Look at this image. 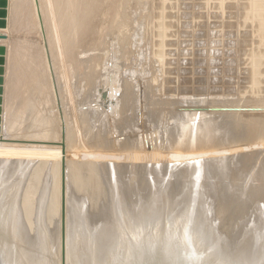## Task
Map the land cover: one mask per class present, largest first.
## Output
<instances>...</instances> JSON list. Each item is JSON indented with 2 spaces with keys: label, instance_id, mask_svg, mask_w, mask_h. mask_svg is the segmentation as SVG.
I'll return each mask as SVG.
<instances>
[{
  "label": "rangeland",
  "instance_id": "374dc122",
  "mask_svg": "<svg viewBox=\"0 0 264 264\" xmlns=\"http://www.w3.org/2000/svg\"><path fill=\"white\" fill-rule=\"evenodd\" d=\"M0 34L5 35V38L0 40V46L4 49V53L2 54L4 58V63L2 64L4 71L2 74L3 82L1 93L0 148L1 151L6 150L4 151L6 153L8 148H21L22 146L24 149L22 151L29 154H24L22 151H19L21 155L19 152L16 153L19 158L14 155L16 158L10 159L8 161L9 163L3 166V169L4 173L11 175L17 166L23 164L21 162H25V165L29 166L28 170L23 173L22 179L20 178V187L17 193L18 203L13 206V209L15 208L14 210H18L19 207V209L22 208L21 210H24V216L25 213L28 214L29 210L32 211L31 213L29 211L28 217L26 216V219H23L24 221L33 220L34 222L31 221L32 223H29L27 221L29 224H24L26 229L25 227L23 228L25 232H22L24 231L23 229L21 230V242L19 243V247L30 249L31 254L29 252V255L34 264L38 262L40 264L42 260L43 264H53V261L56 262L54 264L64 263L63 248H67V220H65L67 207L65 208V206L71 198L73 202L75 199L80 198V196L86 199L88 203L86 208L88 211L93 205H91V203L94 202L95 205L93 206L96 208V205H99V202L102 200V204H105L102 206L99 205L101 209L99 212H97L99 210L98 207V209L95 210L93 209L94 207L91 208L94 217L95 212L96 216H100L103 212L106 213L105 210L107 212L113 210L111 207H114V203L112 205L111 202H113V199L111 198H115L114 202L115 200H122L125 208L127 207L128 209H126L133 213V208H130L131 201L134 203V200L138 201L136 197H139V200L143 203L142 206L146 207L144 214L154 212L157 215H153L156 217V220L161 218L163 221H165L166 218L174 219L180 210L177 208L179 206L171 204L175 203V201L181 202L185 199V196L189 194H187V185L192 181L190 177V162L185 158L189 153L188 149H190V146H188V143L192 132H199L198 134L196 133V141L199 143H197L198 146L201 147V149H199L200 153H202L203 146L205 148V143L203 142H206V144L209 142L206 149L208 148V150L212 152H208L207 150V154H212L214 152L213 155L216 153L222 154L221 149L219 151V146L225 144L224 146L222 145V148L224 147L223 151L226 150L223 153H226V156L229 158L226 157L227 159L224 161L225 156H223V158L222 155H220V159H223L222 162L218 157L216 159V156L211 155V157L216 161H221L220 163L224 165L223 169L225 168L227 171L232 167L234 170L233 172H235L237 168H240L239 166H241L240 170H244H242L243 172H240V170L238 171L239 178L232 172L233 176H236L235 179L239 180V184H235L236 180L234 179L235 182L232 180L234 177L232 176L233 178H230L231 170L228 172L225 169L222 170V165L220 163L218 164L219 161H212L214 159L205 154L206 152L203 150L204 153H202V156L205 155V157L202 159V163L205 167V171H208L210 168L212 169L213 167L211 166L217 167L214 163H217L220 165L219 167H221L220 175L218 174L219 176L215 175L219 167H217L218 169L216 168V170H214L215 168L212 169L215 176L212 175V170H209V173L207 172L208 184H210L211 188L207 196H205L206 199H209L207 201L211 204L212 214H216V217L214 216L215 219H212L213 222L216 221L215 225L217 226L215 227L219 234V241H222L220 242V246L223 245L221 247H224L226 243L225 247H228L229 245L227 243L231 242L228 248L235 247L238 242L241 243L242 238H244V233L254 227L255 230L253 229V231L261 230L258 232V234H260L258 237L261 238V240L262 238L264 239V183L262 181L264 180V178H262V176L264 177V172L262 173L264 165L261 164V162L264 164V0H0ZM9 59L11 60L9 61ZM36 60H38V63ZM10 62H12V64ZM30 71L32 72L30 73ZM18 72L19 74H17ZM113 83L114 88H111L113 87ZM27 84L28 86L26 87ZM40 84L44 86L42 85V87ZM13 88L15 89L13 90ZM35 88L39 90H35ZM104 91L107 93L105 99L102 98V93ZM112 100L115 101L117 107L114 106L115 103ZM24 103L26 105H23ZM41 104L42 106L44 105L43 108ZM26 107H30L29 109L31 110ZM15 110L16 112H14ZM18 112L19 114L21 113V115H19ZM45 113L46 116H43ZM29 114L33 117L35 115L36 117L31 118ZM82 114L83 117H85L84 119L82 118ZM6 115L10 119L8 117L6 118ZM23 116L24 118L26 117V120ZM43 117H46L44 119L45 123L44 120L41 121ZM18 118L20 119L16 120ZM36 118L44 123L45 134L44 129H41L43 123H40L41 126H36L35 124V127L37 129L40 128L44 135L41 134L40 129H38V131L40 130L38 132L35 127L33 128L34 123H39L38 120L36 122ZM5 119H9L15 124V126L12 123L10 124V126L12 125L11 130L8 128L10 127L9 124H7L8 127H5L7 125L4 124L10 123L9 121L7 122V120L5 121ZM30 120L34 123H31ZM208 121L209 125H207ZM46 123L49 124L50 127ZM45 124L48 126V130ZM205 124L208 127L210 126L209 128L211 129L203 127L206 126ZM245 125L246 128L244 129ZM207 128L209 129V133L204 132V130L208 131ZM227 131L233 135L227 133ZM225 132L227 134H225ZM241 132H243L244 135ZM175 133L177 136H175ZM166 135H171V138L174 136L176 142L173 141L174 137L171 140V138ZM221 135H224L223 138L221 137L222 139L219 137ZM225 135L228 137V144L225 143L226 141H223ZM213 137H218L220 140ZM254 137H256L255 140ZM166 139L171 140V143L169 142L171 144H169L170 146L167 145ZM218 141L222 142L219 143ZM232 141L234 143L231 144ZM201 143L203 144L201 145ZM13 144L15 146L13 148L12 146L10 147V145ZM210 145H212V148H209ZM225 146L227 148H225ZM235 146L237 150H234ZM241 147H245L248 151L251 150L248 152L243 148V150L246 151L243 152ZM186 148L188 149L186 150ZM228 149L229 151L227 152ZM257 149H260V151ZM18 150L17 148V151ZM178 151L181 155L180 157L183 158L181 159L179 157L181 159L180 161L176 159V157H178L176 156ZM30 152L32 154H30ZM119 152H121L120 154L122 156H120V154L118 156ZM184 152L185 155H183ZM240 152H242L243 156ZM3 153L1 154L5 156L8 152L6 154ZM154 154L157 156L155 157ZM248 157L254 161L249 160ZM27 158L28 160L32 158V160L27 161ZM57 158L61 162L60 165ZM87 158L88 160L86 161L85 159ZM205 158H208V161L210 159V163L212 162L209 169L207 168L209 167L207 165L208 162L206 163V160H204ZM232 159H234V161ZM67 160H73L74 167L71 166L72 163L70 164V161L67 162ZM250 161L253 165L250 164ZM28 162H30L29 165L27 164ZM164 162L167 163L169 167ZM254 162L256 163L254 164ZM79 163L82 164H80L82 167ZM85 164H87V167ZM247 164L249 167L252 166L250 167L252 169L248 171L252 170L253 172L251 171L249 173L246 170L248 167L244 165ZM260 164L261 167L259 169L258 167ZM58 166L59 168H57ZM254 167L256 169L258 168V170ZM259 170H261V173ZM67 171H69V173ZM221 173L225 178H223L224 176ZM42 175L46 176L45 179L44 177L41 179L43 183L39 179ZM210 175H212V178ZM96 176L97 178L95 179ZM30 177H32V180ZM217 177L220 178V180L223 179V182ZM91 180L92 183L90 182ZM245 180L246 186L244 185ZM39 181L43 188L38 187V185H40ZM163 181L167 183L166 197L170 202H166L168 206L157 205L154 211H149L154 208L151 204L157 203L156 200L159 198V189L157 185L159 187ZM73 182L76 183V185ZM80 182H83V184ZM95 182L98 183L96 184ZM115 182L118 188L113 184ZM231 182L235 185H232ZM37 183L38 185H36ZM44 183L46 185L45 187L43 185ZM178 183L179 185L177 187L176 185ZM261 183H263V188L260 190ZM73 184L74 187L72 186ZM142 184H147V186L145 185L143 188ZM55 185H59L58 187L60 188L56 189ZM71 186L72 189L70 188ZM236 186L237 191L239 190L241 193L236 192ZM85 187L88 190H86ZM256 187L262 192H260L261 197L258 194L259 190L254 189ZM77 188H80L81 192ZM138 188L142 189L140 190ZM178 188L179 190H177ZM232 188H235L234 192L236 193L233 192ZM248 188L250 191L253 189L251 191L252 193L247 191L249 190ZM118 189L121 192L118 191ZM168 190L170 193H168ZM254 190H258V192L256 191L257 193L254 192V194ZM86 191H89L88 194L91 195V198ZM98 191L103 192L100 193ZM139 191L141 192L139 193ZM142 191L146 195H144ZM230 191H232V193ZM26 192H28L27 195ZM227 192L229 193L227 194ZM124 193H126V195ZM237 193L239 194L238 196L236 195V198L234 196ZM55 194H60L58 196L59 199L55 198L57 197ZM225 194L227 197H224ZM248 194L253 199L250 198ZM256 195L260 197V202L258 197L255 200L254 197H256ZM116 196L118 198H116ZM191 196L190 190V205L192 202ZM53 197L55 200L61 201L53 202L54 200H51ZM47 198L48 202H46L47 204L45 203L46 205H43V210H46L44 212L49 210L54 214L53 216L51 212H49V215L45 213L50 217L49 219L51 221H56L58 215L61 214L60 227L58 224H55L58 221L54 222L55 225L53 224L52 226L49 222L53 223V221L51 222L48 219V224L47 220L43 221L44 218L47 219V216L43 217L42 221H37L40 219V217H38L40 214L37 213L40 209L38 205L41 206L40 204H43V200ZM92 198L96 200L102 199L92 201ZM203 198H199V201L202 202ZM225 198H229L228 201H230V203L225 202ZM25 199L29 202V205L32 206L29 208L30 206L27 205L29 208V210L27 208V211L25 210L26 203L28 204V202H26ZM236 199L242 200L241 203ZM252 200L256 201V203L259 202L257 206H254L256 209H254L255 211L252 209L253 205L251 204L254 202ZM231 201L237 205L233 204ZM249 201L250 203H248ZM128 202V205L125 204ZM222 204L225 205V207ZM245 204L249 207L247 208ZM73 205L74 204H72L71 209L74 208L75 214L71 213V219L72 217L73 219L76 217L79 212H77V210L82 206V204L80 206L78 205L77 208L73 207ZM129 205L130 207H128ZM214 205H216L214 207L215 209L213 208ZM75 206H77V204H75ZM236 206L239 207V209L240 207L242 208L240 212ZM157 207L158 209L156 210ZM226 207H228L229 210L225 209ZM245 210L248 212L250 210L253 211L248 213ZM243 211L245 212L243 214V216L245 215L244 217L241 214ZM92 214L90 213V215ZM219 215L221 218H219ZM148 217L150 216H146V218ZM260 217H262V219H260ZM230 220L233 221V223ZM239 220H242L241 224ZM257 220H259V224L256 223ZM41 222L43 225L47 224L46 226L48 227H46V229H50V231L49 229L47 230V241L44 243H40V240H42L39 234V225ZM217 223H219V225ZM227 223H230V228ZM250 223L251 225L248 226ZM236 224L240 226L237 227ZM56 225L57 229L55 228ZM115 225L116 223H114V226ZM28 226H30V228ZM218 226L220 228H218ZM250 226L253 228H250ZM52 227L53 230H51ZM233 227H235V230ZM58 228H61L60 231ZM226 228H229V230ZM231 234L232 238L230 239L229 236H231ZM74 235L75 234H73L72 237H74ZM233 237L236 239L239 238L237 242ZM75 238L76 237L72 239L75 241ZM31 244L34 247L32 251L30 247ZM45 246L50 249L53 256L56 254L54 256L55 258L51 256L44 259L43 256L46 248L43 247ZM19 250H17L19 255L18 258H21ZM58 255L61 256L62 259L60 263L57 260L59 259ZM41 258L43 259L41 260ZM71 260L72 259L69 258L67 261L65 257V264H69L68 262Z\"/></svg>",
  "mask_w": 264,
  "mask_h": 264
},
{
  "label": "bare ground",
  "instance_id": "6f19581e",
  "mask_svg": "<svg viewBox=\"0 0 264 264\" xmlns=\"http://www.w3.org/2000/svg\"><path fill=\"white\" fill-rule=\"evenodd\" d=\"M20 1V0H19ZM16 3V2H15ZM18 3V2H17ZM11 54V53H10ZM36 58V57H35ZM12 59L14 60V58L12 57ZM11 59H9V61H10ZM12 60V61H13ZM38 60H36V62H37ZM11 64H12V62H10ZM38 63V62H37ZM74 63V62H73ZM20 64V63H19ZM29 64V63H28ZM34 64V63H33ZM32 64V65H33ZM36 64V63H35ZM41 64V63H40ZM46 64V63H45ZM75 64V63H74ZM18 65V64H17ZM31 65V64H30ZM42 65V64H41ZM72 65V64H71ZM22 66V65H21ZM37 66V65H36ZM20 67V66H19ZM33 67H35V66H33ZM76 67V66H75ZM32 68V67H31ZM30 68V69H31ZM20 69V68H19ZM34 69H37V68H34ZM70 69H71V67H70ZM77 69V68H76ZM18 70V69H17ZM38 70V69H37ZM41 70V69H40ZM16 71V70H15ZM25 71V70H24ZM33 71H35V70H33ZM26 72V71H25ZM32 71H30V73H31ZM14 73V72H13ZM41 73H43V72H41ZM46 73V72H45ZM17 74H19V72L17 73ZM26 74V73H25ZM35 74V73H34ZM23 75V74H22ZM21 75V76H22ZM31 75V74H30ZM44 75V74H43ZM42 76V75H41ZM47 76V75H46ZM37 77V76H36ZM46 78V77H45ZM63 78V77H62ZM118 78H119V76H118ZM40 79V78H39ZM32 80V79H31ZM38 80V79H37ZM36 80V81H37ZM44 80H46V79H44ZM116 80V79H115ZM115 80H114V83H115ZM35 81V82H36ZM27 82V81H26ZM44 82V81H43ZM113 82V81H112ZM17 83V82H16ZM15 83V84H16ZM29 83V82H28ZM37 83V82H36ZM35 83V84H36ZM42 83V82H41ZM114 83H113V87H111V88H114ZM21 84V83H20ZM26 84V83H25ZM34 84V83H33ZM38 84V83H37ZM36 84V85H37ZM44 84V83H43ZM43 84H40L41 86L43 85ZM116 84V83H115ZM125 84V83H124ZM30 85H31V83H30ZM47 85V84H46ZM45 85V86H46ZM20 86V85H19ZM28 86V84L26 85V87ZM34 86V85H33ZM44 86V85H43ZM42 86V87H43ZM110 86V85H109ZM112 86V85H111ZM19 88V87H18ZM46 88V87H45ZM49 88V87H48ZM15 88H13V90H14ZM32 89V88H31ZM37 88H35V90H36ZM110 89V88H109ZM37 90H39V89H37ZM49 90V89H48ZM45 91V90H44ZM51 91V90H50ZM118 91V90H117ZM13 92V91H12ZM15 92V91H14ZM17 92V91H16ZM34 92V91H33ZM37 92V91H36ZM39 92V91H38ZM24 93V92H23ZM119 93V92H118ZM117 93V94H118ZM31 94V93H30ZM43 94V93H42ZM48 94V93H47ZM126 94V93H125ZM15 95V94H14ZM115 95V94H114ZM124 95V94H123ZM21 96V95H20ZM24 96V95H23ZM32 96V95H31ZM49 96H50V94H49ZM125 96V95H124ZM124 96H122V97H124ZM130 96V95H129ZM25 97V96H24ZM37 97V96H36ZM113 97V96H112ZM50 98H52V97H50ZM27 99V98H26ZM48 99V98H47ZM132 99V98H131ZM13 100V99H12ZM21 100V99H20ZM46 100V99H45ZM87 100H89V99H87ZM127 100V99H126ZM125 100V101H126ZM18 101V100H17ZM28 101H29V99H28ZM27 101V102H28ZM31 101V100H30ZM33 101H35V100H33ZM43 101V100H42ZM48 101H49V99H48ZM50 101H52V100H50ZM86 101V100H85ZM90 101H91V97H90ZM113 101V100H112ZM111 101V102H112ZM129 101V100H128ZM25 102V101H24ZM26 102V103H27ZM88 102V101H87ZM114 103H115V101H113ZM113 102H112V104H113ZM44 103H45V101H44ZM90 103V102H89ZM226 103V102H225ZM15 104V103H14ZM13 104V105H14ZM43 104V103H42ZM42 104H41V106H42ZM46 104V103H45ZM22 105V104H21ZM23 105H26L25 103L23 104ZM32 105V104H31ZM114 105V104H113ZM14 106H16V105H14ZM49 106H50V104H49ZM114 106H116V103H115V105ZM126 106V105H125ZM44 107V105L42 106V108ZM117 107V106H116ZM115 107V108H116ZM9 108V107H8ZM12 108V107H11ZM21 108V107H20ZM27 108V107H26ZM30 108V107H29ZM29 108H27V109H29ZM36 108V107H35ZM37 108H40V107H37ZM41 108V109H42ZM10 109V108H9ZM22 109V108H21ZM26 109V110H27ZM18 110V109H17ZM29 110H31V109H29ZM28 110V111H29ZM10 111H12V110H10ZM19 111V110H18ZM33 111H34V109H33ZM42 111V110H41ZM44 111V110H43ZM85 111V110H84ZM14 112H16V110L14 111ZM27 112V111H26ZM37 112V111H36ZM40 112V111H39ZM38 112V113H39ZM236 112V111H235ZM8 113H9V111H8ZM29 113V112H28ZM31 113H32V111H31ZM30 113V114H31ZM84 113V112H83ZM231 113V112H230ZM18 114H19V112H18ZM29 114V115H30ZM42 114V113H41ZM40 114V115H41ZM16 115V114H15ZM19 115H21V113L19 114ZM24 115V114H23ZM38 115V114H37ZM49 115V114H48ZM85 115V114H84ZM231 115V114H230ZM14 116V115H13ZM31 116V118H34V117H36L35 115H34V117L32 116V115H30ZM43 116H46V113H45V115H43ZM8 116L6 115V118H7ZM17 117V116H16ZM20 117V116H19ZM38 117H39V115H38ZM42 117V116H41ZM9 118V117H8ZM23 118H24V116H23ZM26 118V117H25ZM24 118V119H25ZM28 118V117H27ZM46 118V117H45ZM44 117L41 119V118H39V119H41V121L42 120H44L45 119ZM82 118L84 119L85 117H83V114H82ZM10 119V118H9ZM9 119H5V121L7 120V122L9 121L10 123H6L5 121V123L6 124H4V125H7V124H9V126H10V124L12 123ZM20 118H18V119H16V120H19ZM13 120V119H12ZM26 120V119H25ZM34 120V119H33ZM37 118H36V122H37ZM47 120V119H46ZM31 121V120H30ZM39 121V120H38ZM41 121H39V123L37 124V123H34L33 121H31V123H34L33 125V128L35 127V124H36V126L37 125H40V123L42 124L43 122H41ZM17 122V121H16ZM15 122V123H16ZM47 122V121H46ZM30 123V124H31ZM44 123H45V120H44ZM44 123L42 124V128L41 129H44V134L46 133L45 132V128H44ZM13 124V123H12ZM25 124V123H24ZM29 124V123H28ZM47 124V123H46ZM45 124V125H46ZM207 124V123H206ZM205 124V125H206ZM14 126H15V124H13ZM20 125H21V127H22V124L20 123ZM20 125H19V127H20ZM32 125V124H31ZM48 126H49V124H47ZM45 126L46 127V129L48 128V126ZM207 125H209V121H208V124ZM203 126V127H208V126ZM258 125V124H257ZM13 126V127H14ZM26 126V125H25ZM24 126V127H25ZM5 127H8V125L7 126H5ZM11 127H12V125L10 126V127H8V128H10L9 130H11ZM50 127V126H49ZM210 127V126H209ZM208 127V128H209ZM259 127V126H258ZM257 127V128H258ZM26 128V127H25ZM207 128V129H208ZM242 128V127H241ZM246 128V125H245V127H244V129ZM16 129V128H15ZM24 129V128H23ZM31 129V128H30ZM35 129H37L36 127H35ZM34 129V130H35ZM38 129H40V128H38ZM38 129L36 130V131H38ZM40 129V130H41ZM209 129H211V128H209ZM209 129H208V131L207 130H204V132H207V133H209ZM240 129V128H239ZM39 130V131H40ZM48 130V129H47ZM46 130V131H47ZM200 130H202V129H200ZM199 130V131H200ZM241 130V129H240ZM23 131V130H22ZM32 131H33V129H32ZM38 131V132H39ZM235 131V130H234ZM239 131V130H238ZM257 131V130H256ZM256 131H254V132H256ZM20 132V131H19ZM25 132V131H24ZM28 132V131H27ZM42 130H41V134H42ZM211 132V131H210ZM232 132V131H231ZM252 132V131H251ZM253 132V133H254ZM262 132V131H261ZM264 132V131H263ZM135 133V132H134ZM177 133V132H176ZM175 133V136H177V134ZM197 133V132H196ZM196 133L195 132H192L191 134H190V140H189V145L188 146H190V149H188V148H186V150L188 149L189 151V153H188V156L187 157H185V158H187V160H189V162H190V168H191V172H190V177H191V179H192V181H190V183H189V185H187V189H188V191H187V194L188 195H186L185 196V199H183L181 202L179 201H175V203H172L171 205H175V206H179V207H177L179 210V212H178V214H176V217L173 219L172 217V219H170V218H166V220L165 221H163V220H161V219H159V220H156V217L155 216H153V215H156V213H154V212H151L150 214H147V213H145L144 214V212L146 211V207H143L142 205H143V203L139 200V197L137 198L136 197V199H138V201L137 200H134L133 198V200H134V203H133V201H131V207H130V205L128 206V207H130L131 209L133 208V213H131V212H129L126 208H125V206H124V204H123V201L122 200H115V202H114V199L115 198H111V199H113V202H111L112 203V205H113V203H114V207H111L113 210H110V212L108 211H106L105 210V212L106 213H104L103 211V214L102 215H100V216H96V212L94 211L95 209H98L99 208V210L97 211V212H99L101 209H100V206H102L103 204H105V203H103L102 204V198H100V199H97V200H101V202H99V205H96L97 207L95 208L93 205H95V203L93 202V203H91V205H92V207H94L93 209V211L95 212L94 214H95V216L93 217V214H92V207L89 209V211H90V213L92 214V215H90V213H89V211H88V209L86 208V206L88 205V203L86 202V199H84L83 197H81L80 196V198H78L79 197V195H78V199H75V198H73V199H75V201L73 202V201H71L72 200V198L71 199H69L68 200V202H67V205L65 206V208L67 207V210H66V213H67V215H66V219L65 220H67V224H66V238H67V248H66V260L68 261L69 260V258H71L72 260L70 261V262H68L69 264H264V239L262 238V240H261V238H259L258 237V235H260V234H258V232L259 231H261V230H257V231H253V229L255 228H253V227H251L250 226V228H253V229H249V231H246V233H244V238H242V241H241V243L240 242H238L236 245H235V247H231V248H228L229 246H230V243L231 242H229V241H227V242H229V243H227L229 246L228 247H225L226 246V243H225V248L224 247H221V246H223V245H221L220 246V242H222V241H219V234L217 233V230H216V227L215 226H217V225H215V222L216 221H214L213 222V219H215L214 218V216L216 215V214H212V212H211V204L209 203V201H207V200H209V199H206V197L205 196H207V193L210 191V188H211V186H210V184H208V175H207V172L210 170H212L213 168H215L214 170H216V168L217 167H219L220 165H218L221 161L223 162V159H220V155H222V157L223 156H225V158H224V161H225V159H227L226 157H228V156H226V153L224 154L223 152H225V151H223V148H222V145L223 144H221V146H219V151H220V149H221V151H222V154L220 153H216V154H219V155H216V154H214L213 155V153L211 154V153H208L207 154V150H208V148L206 149V147H207V145L209 144V142H208V144H206V142H203V143H205L204 145H205V148H204V146H203V148H202V153H204V152H206L205 154H207L208 156H210L211 157V155H213V156H216V159H217V157L219 158V160H221V161H219V160H217V161H219L218 162V164L217 163H214V164H216L217 165V167L216 166H211V167H213L212 169L210 168V165H212V162L210 163V159H209V161H208V158H205L204 160H206V163L208 162V163H210V164H208L207 163V165L209 166V167H207L209 170L208 171H205V167H204V165H203V163H202V159L205 157V155L204 156H202V153H200V151H199V149H201V147L200 146H198V142L196 141ZM199 133V132H198ZM197 133V134H198ZM227 133H229L228 131H227ZM226 132H225V134H227ZM234 133V132H233ZM242 134H243V132H241ZM249 133V132H248ZM252 133V134H253ZM44 134H42V135H44ZM229 134H231V135H233L232 133H229ZM228 134V136L231 138V136ZM236 134H237V132H236ZM262 134V133H261ZM238 135V134H237ZM244 135V134H243ZM263 135V134H262ZM167 137L169 136V135H166ZM171 136V135H170ZM169 136V137H170ZM223 136L224 135H221V136H219L220 138L222 137L223 138ZM236 136V135H235ZM253 136V135H252ZM135 137V136H134ZM164 137H165V135H164ZM174 137V136H173ZM172 137V138H173ZM257 137V136H256ZM256 137H254V140H255V138ZM69 138H71V137H69ZM131 138V137H130ZM166 138V137H165ZM171 138V137H170ZM172 138H171V140H172ZM213 138H218V137H213ZM220 138H218L219 140H220ZM221 138V139H222ZM227 135H225V137H224V139H223V141L226 143V144H228L227 143ZM229 138V139H230ZM234 138V137H233ZM237 138V137H236ZM240 138V137H239ZM262 138V137H261ZM162 139V138H161ZM168 139V138H167ZM166 139V140H167ZM238 139V138H237ZM241 139V138H240ZM132 140V139H131ZM130 140V141H131ZM171 140L169 139V140H167V145L168 146H170L171 144ZM176 139H175V137H174V140L173 141H175ZM234 140H235V138H234ZM134 141V140H133ZM153 141V140H152ZM231 141V140H230ZM242 141V140H241ZM69 142H70V139H69ZM170 142V143H169ZM176 142V141H175ZM219 143H221L220 141H218ZM223 142V143H224ZM228 142H229V140H228ZM236 142H237V140H236ZM259 142V141H258ZM198 143V144H197ZM203 143H201V145L203 144ZM232 143H234L233 141L231 142V144ZM238 143V142H237ZM237 143H236V145H237ZM242 143V142H241ZM253 143V142H252ZM170 144V145H169ZM211 144V143H210ZM72 145V144H71ZM161 145V144H160ZM182 145H183V143H182ZM213 145V144H212ZM212 145H210V147L209 148H212ZM225 145V144H224ZM223 145V146H224ZM234 145V144H233ZM242 145V144H241ZM248 145V144H247ZM252 145V144H251ZM12 146V148L15 146L14 144L13 145H10V147ZM18 146V145H17ZM167 146V147H168ZM197 146H198V148H197ZM227 146V145H226ZM225 146V148H227ZM249 146V145H248ZM166 147V146H165ZM164 147V148H165ZM180 147V146H179ZM178 147V148H179ZM200 147V148H199ZM229 147V146H228ZM231 147V146H230ZM234 147V146H233ZM250 147V146H249ZM255 147V146H254ZM253 147V148H254ZM15 148V147H14ZM11 149V148H8L7 150V154L4 152V151H6V150H2L6 155L5 156H3L1 153H3L2 151H1V148H0V251H1V253H2V255H3V257H4V259H5V263L4 264H16V261H17V264H34L33 262H32V260H31V258H30V255H29V252H30V249L28 248V249H23L22 247H19V243L21 242V239H20V233H22V232H25V229H26V227H25V225L24 224H29L31 221H33V220H30V221H28V220H26V221H24L23 219H26V216L28 217V214H29V208H31L32 206L31 205H29V202L28 201H26V195L28 194V192H26V195H25V201L26 202H28V204L26 203V210L25 211H27V208H28V206H30L29 208H28V214L27 213H25V216L23 215L24 214V210H21V209H19L18 208V210H14L13 209V206H15V204L16 203H18V200H17V193H18V190H19V187H20V178L22 177V175H23V173L26 171V170H28V167L29 166H27V165H25V162H21V163H23V164H20V166H17V168L14 170V172H12V174L11 175H8V174H6V173H4V165L6 164V163H9L8 161L10 160V159H14V157L16 156L17 157V155L18 154H16V153H18L19 151H22V150H24L23 149V147L21 146V148H19V147H17L19 150L17 151V148H15V149ZM71 148V147H70ZM237 147L235 146V149L234 150H237L236 149ZM244 148V150H246V148L245 147H243ZM243 148L241 147V150H243ZM261 148V147H260ZM72 149V148H71ZM83 149V148H82ZM29 150V149H28ZM122 150V149H121ZM166 150V149H165ZM168 150H169V148H168ZM168 150H166V151H168ZM179 150V149H178ZM203 150H205L204 152H203ZM231 150H233V149H231ZM230 150V151H231ZM233 150V151H234ZM243 150V152H246V151H248V150H246V151H244ZM251 150V149H250ZM249 150V151H250ZM255 150H256V148H255ZM258 150V149H257ZM264 150V149H263ZM17 151V152H16ZM72 151V150H71ZM83 151V150H82ZM120 151V150H119ZM123 151V150H122ZM121 151V152H122ZM229 151V149L227 150V152ZM248 151V152H249ZM252 151H254V150H252ZM251 151V152H252ZM258 151H260V149L258 150ZM23 153H24V151H22ZM29 152V151H28ZM121 152H119L118 153V156H119V154L121 153ZM208 152H212V151H209L208 150ZM232 152V151H231ZM238 152V151H237ZM3 153V154H4ZM20 153V155H21V152H19ZM26 154H28L27 152H25ZM24 153V154H25ZM79 153H80V151H79ZM183 153V152H182ZM241 154H242V152H240ZM258 153H260V152H258ZM30 154H32L31 152H30ZM81 154V153H80ZM93 154V153H92ZM210 154V155H209ZM224 154V155H223ZM241 154H240V156H241ZM247 154V153H246ZM249 154V153H248ZM15 155V156H14ZM29 155V154H28ZM95 155V154H94ZM155 155V154H154ZM183 155H185V152H184V154ZM229 156H231L230 154H228ZM256 155V154H255ZM254 155V156H255ZM22 156H24V155H22ZM82 156V155H81ZM120 156H122L121 154H120ZM157 155H155V157H156ZM176 156H178V157H176V159H178L179 161L181 160V159H183L182 157H180L181 155L179 154V151H178V153H177V155ZM207 156V157H208ZM237 156H239V155H237ZM242 156H243V154H242ZM241 156V157H242ZM251 156V155H250ZM260 156V155H259ZM15 157V158H16ZM28 157V156H27ZM33 157V156H32ZM77 157V156H76ZM181 159H180V158ZM221 157V158H222ZM232 157H233V155H232ZM256 157V156H255ZM17 158H19V157H17ZM23 158V157H22ZM34 158V157H33ZM68 158V157H67ZM119 158V157H118ZM122 158V157H121ZM211 158H213V157H211ZM229 158V157H228ZM234 158V157H233ZM237 158V157H236ZM249 158V157H248ZM248 158H246V159H248ZM258 158V157H257ZM25 159H26V155H25ZM52 159V158H51ZM58 159V158H57ZM71 159V158H70ZM90 159V158H89ZM214 159V158H213ZM237 159H239V158H237ZM244 159V158H243ZM243 159H242V162H243ZM260 159V158H259ZM24 160V159H23ZM22 160V161H23ZM32 160V158H30L29 160H28V158H27V161H31ZM79 160H81V159H79ZM86 161L88 160V158L87 159H85ZM162 160V159H161ZM203 160V161H204ZM233 161H234V159H232ZM240 160V159H239ZM249 160H251V161H254V160H252V159H250L249 158ZM256 160V159H255ZM263 160V159H262ZM19 161V160H18ZM55 161H56V158H55ZM57 161H59V159L57 160ZM70 161V164H71V166H73L74 167V163L71 161V160H69ZM68 160H67V162H69ZM176 161V160H175ZM212 161H216L215 159L214 160H212ZM216 161V162H217ZM235 161H236V159H235ZM247 161V160H246ZM251 161H250V164H252L253 165V163H251ZM264 161V160H263ZM76 162V161H75ZM85 162V161H84ZM160 162H163V161H160ZM167 162V161H166ZM171 162V161H170ZM174 162V161H173ZM205 162V161H204ZM239 162V161H238ZM249 162V161H248ZM247 162V163H248ZM29 163L30 162H28L27 164L29 165ZM48 163V162H47ZM46 163V164H47ZM51 163V162H50ZM55 163V162H54ZM58 163V162H57ZM60 161H59V165H60ZM86 163V162H85ZM95 163V162H94ZM165 163V162H164ZM168 163V162H167ZM167 163H165V164H167ZM172 163V162H171ZM180 163V162H179ZM187 163V162H186ZM228 163H229V161H228ZM234 163H236V162H234ZM241 163V162H240ZM256 162H254V164H255ZM17 164V163H16ZM70 164H68V165H70ZM78 164V163H77ZM76 164V165H77ZM81 163H79V165H80ZM92 164V163H91ZM90 164V165H91ZM115 164V163H114ZM113 164V165H114ZM121 164H123V163H121ZM183 164V163H182ZM213 164V165H214ZM221 165H222V163H220ZM225 164V163H224ZM238 164V163H237ZM243 164V163H242ZM245 164V163H244ZM261 164L262 165H264L262 162H261ZM261 164H260V166L258 167L259 169H260V167H261ZM18 165V164H17ZM32 165V164H31ZM58 165V164H57ZM82 165V164H81ZM80 165V166H81ZM84 165V164H83ZM87 164H85V166H86ZM89 165V166H90ZM94 165V164H93ZM96 165V164H95ZM168 165V164H167ZM174 165V164H173ZM226 165H227V163H226ZM240 165V164H239ZM257 165H258V161H257ZM16 166V165H15ZM51 166H53V165H51ZM85 166H83V167H85ZM92 166V165H91ZM172 166V165H171ZM178 166V165H177ZM176 166V167H177ZM223 166L224 165H222L221 167H222V170H224L223 169ZM229 166V165H228ZM237 166V165H236ZM235 166V167H236ZM245 167H248V169H246L247 171L249 170V169H252V168H250V167H252V166H248V164L247 165H244ZM255 166V165H254ZM31 167V166H30ZM82 167V166H81ZM87 167V166H86ZM85 167V168H86ZM117 167V166H116ZM164 167H167V166H164ZM168 167H169V165H168ZM179 167V166H178ZM221 167H219V173H218V170H217V173L215 172V175H220V172H221ZM227 167V166H226ZM233 167H234V165H233ZM238 167V166H237ZM240 168H241V166H239ZM244 167V168H245ZM57 168H59V166L57 167ZM57 168H54V169H57ZM60 168H61V166H60ZM67 168V167H66ZM71 168V167H70ZM70 168H68V169H70ZM122 168V167H121ZM184 168V167H183ZM228 168H230V167H228ZM240 168L237 170L236 169V171L235 172H233L234 170L232 169V167L229 169V170H231V172H230V178H233L234 176H233V174L234 175H236L237 176V178H239L238 176H239V173H238V171L240 170ZM243 168V167H242ZM255 168V167H254ZM253 168V169H254ZM258 168L256 169V170H258ZM262 168H263V166H262ZM261 168V169H262ZM30 169V168H29ZM73 169V168H72ZM72 169H71V171H72ZM78 169V168H77ZM76 169V170H77ZM84 169V168H83ZM90 169V168H89ZM93 169V168H92ZM95 169V168H94ZM255 169H254V171H255ZM48 170V169H47ZM49 170H51V169H49ZM53 170V169H52ZM60 170V169H59ZM74 170H75V168H74ZM86 170H88V169H86ZM95 170H97V169H95ZM169 170H171V169H169ZM176 170H178V169H176ZM187 170V169H186ZM226 171H227V169H225ZM228 170V171H229ZM243 169H241L240 170V172L242 171ZM246 170H245V172H246ZM12 171V170H11ZM30 171V170H29ZM28 171V172H29ZM58 171V170H57ZM84 171H85V169H84ZM116 171V170H115ZM166 171V170H165ZM168 171V170H167ZM184 171V170H183ZM227 171V172H228ZM244 171V170H243ZM242 171V172H243ZM252 171V170H251ZM251 171H248L249 173L251 172ZM260 171V173H261V170H259ZM48 172V171H47ZM68 173H69V171H67ZM74 172H76V171H74ZM81 172V171H80ZM87 172V171H86ZM90 172V171H89ZM177 172V171H176ZM224 172V171H223ZM232 172H233V174H232ZM244 172V173H245ZM253 172V171H252ZM256 172V171H255ZM258 172V171H257ZM264 172V170L262 169V173ZM10 173V172H9ZM30 173V172H29ZM32 173V172H31ZM44 173V172H43ZM53 173V172H52ZM57 173V172H56ZM58 173H59V171H58ZM67 173V174H68ZM91 173V172H90ZM95 173V172H94ZM115 173V172H114ZM164 173V172H163ZM166 173V172H165ZM171 173V172H170ZM184 173V172H183ZM209 173V172H208ZM212 173H213V170H212ZM237 173H238V175H237ZM248 173V174H249ZM259 173V174H260ZM47 174V173H46ZM48 174L50 175V173L48 172ZM55 174V173H54ZM116 174V173H115ZM160 174V173H159ZM211 174V173H210ZM222 174V173H221ZM232 174V175H231ZM246 174V173H245ZM244 174V175H245ZM93 175V174H92ZM158 175V174H157ZM163 175H165V174H163ZM162 175V176H163ZM183 175V174H182ZM212 175H214V173L212 174ZM212 175H210L211 176V178H212ZM214 175V176H215ZM218 175V176H219ZM223 175V174H222ZM226 175H227V173H226ZM241 175V174H240ZM263 175H264V173H263ZM30 176V175H29ZM54 176H56V175H54ZM94 176V175H93ZM118 176V175H117ZM161 176V177H162ZM166 176V175H165ZM164 176V177H165ZM224 176V175H223ZM233 176V177H232ZM236 176L232 179L233 180V182H235L234 181V179L236 178ZM247 176V175H246ZM249 176H250V174H249ZM249 176H247V177H249ZM261 176H262V174H261ZM28 177V176H27ZM33 177V176H32ZM32 177H30L31 178V180H32ZM35 177V176H34ZM44 177V179H45V175H42V177L41 178H39L40 179V181H42L41 179ZM58 177V176H57ZM89 177H91V176H89ZM116 177V176H115ZM185 177V176H184ZM228 177H229V175H228ZM253 177V176H252ZM36 178V177H35ZM54 178V177H53ZM62 178V177H61ZM87 178V177H86ZM94 178V177H93ZM97 178V176L95 177V179ZM110 178V177H109ZM118 178V177H117ZM160 178V177H159ZM218 178V177H217ZM222 178V177H221ZM223 178H225V176L223 177ZM230 178H227V179H230ZM243 178V177H242ZM246 178V177H245ZM244 178V179H245ZM262 178H264L263 176H262ZM261 178V179H262ZM22 179V178H21ZM26 179V178H25ZM43 179V180H44ZM88 179V178H87ZM112 179V178H111ZM115 179V178H114ZM219 180H220V178H218ZM257 179V178H256ZM28 180V179H27ZM84 180V179H83ZM89 180V179H88ZM93 180V179H92ZM92 180L90 181L91 183H92ZM158 180V179H157ZM165 180V179H164ZM223 180V179H222ZM222 180H220V181H222ZM236 180V179H235ZM39 181V184L40 185H38V183L36 184V185H38V187L40 188V187H42L43 188V186H42V184H41V182ZM95 181V180H94ZM99 181V180H98ZM154 181V180H153ZM181 181V180H180ZM225 181V180H224ZM226 181H229V180H226ZM238 181L239 180H236V182H235V184H239L238 183ZM263 181V183H264V180H262ZM28 182H30V181H28ZM45 182V181H44ZM108 182V181H107ZM158 182V181H157ZM162 182V181H161ZM189 182V181H188ZM215 182V181H214ZM223 182V181H222ZM221 182V183H222ZM233 182H231L232 183V185H235V184H233ZM42 183H43V181H42ZM57 183V182H56ZM74 183V182H73ZM80 183H82L83 184V182H80ZM79 183V184H80ZM94 183V182H93ZM96 184L98 183V182H95ZM110 183H112V182H110ZM142 183V182H141ZM176 183V182H175ZM174 183V184H175ZM183 183V182H182ZM219 183V182H218ZM225 183V182H224ZM245 183H246V180L244 181V185H245ZM250 183V182H249ZM253 183V182H252ZM255 183V182H254ZM263 183H261L260 185H261V188H260V190L264 187V185H263ZM60 184V183H59ZM75 185H76V183H74ZM74 184L72 185L73 187H74ZM78 184V183H77ZM100 184V183H99ZM113 184H115V187H117V185H116V182L115 183H113ZM153 184V183H152ZM158 184H159V182H158ZM227 184V183H226ZM242 184H243V182H242ZM27 185V184H26ZM44 185V187L46 186L45 185V183L43 184ZM54 185V184H53ZM70 185V184H69ZM81 185V184H80ZM86 185V184H85ZM108 185V184H107ZM128 185V184H127ZM130 185V184H129ZM146 186H147V184H145ZM145 185L144 184H142V186H143V188L145 187ZM172 185V184H171ZM178 185H179V183L176 185L177 187H178ZM182 185V184H181ZM231 185V184H230ZM253 185H255V184H253ZM257 185V184H256ZM259 185V186H260ZM262 185H263V187H262ZM33 186H35V185H33ZM56 186V185H55ZM59 186V185H58ZM58 186H56V189L57 188H60V187H58ZM62 186V185H61ZM72 186L70 187L71 189H72ZM78 186V185H77ZM142 186H140V187H142ZM220 186V185H219ZM222 186H226V185H222ZM222 186H221V188H222ZM239 186V185H238ZM246 186V185H245ZM27 187V186H26ZM32 187V186H31ZM37 187V186H36ZM79 187H81V186H79ZM83 187V186H82ZM97 187H98V185H97ZM113 187H114V185H113ZM127 187V186H126ZM176 187V188H177ZM230 187H235V186H230ZM229 187V188H230ZM240 187V186H239ZM243 187V186H242ZM241 187V188H242ZM248 187V186H247ZM254 187V186H253ZM258 187V186H257ZM254 188V189H258V188ZM35 188V187H34ZM52 188H54V187H52ZM69 188V189H70ZM99 188V187H98ZM111 188H112V186H111ZM110 188V189H111ZM118 188V187H117ZM157 188L159 189V198H158V200H156L157 201V203H155V204H151V206L152 207H154L153 208V210H149V211H154L155 210V207L157 206V205H167V203L166 202H168L169 201V199L166 197V194H167V192H166V190H167V183L165 182V181H163V183L158 187V185H157ZM170 188V187H169ZM228 188V189H229ZM240 188V189H241ZM78 189V188H77ZM82 189V188H81ZM85 189H86V187H85ZM108 189V188H107ZM121 189V188H120ZM138 189H140V188H138ZM142 189V188H141ZM140 189V190H141ZM172 189V188H171ZM224 189V188H223ZM226 189V188H225ZM233 189V188H232ZM235 189V188H234ZM234 189H233V192H234ZM247 189V188H246ZM246 189H245V192H246ZM249 189V188H248ZM49 190V189H48ZM80 192H81V190H80V188L78 189ZM86 190H88V189H86ZM91 190V189H90ZM113 190V189H112ZM127 190V189H126ZM176 190V189H175ZM177 190H179V188L177 189ZM190 190H191V194H192V196H191V198H192V202H191V205H190ZM220 190V189H219ZM227 190V189H226ZM244 190V189H243ZM253 189H251V191H252ZM259 190V189H258ZM258 190H256L257 192H258ZM259 190V196H260V194L262 193L261 191ZM51 191V190H50ZM85 191V190H84ZM118 191H120L119 189H118ZM117 191V192H118ZM125 191V190H124ZM130 191H131V189H130ZM129 191V192H130ZM144 191V190H143ZM142 191V193H144L145 191H146V189H145V191L143 192ZM247 191H250V189L249 190H247ZM250 191V193H252ZM255 190L253 191V193L255 192V193H257ZM263 191H264V189H263ZM25 192V191H24ZM54 192V191H53ZM87 192V191H86ZM98 192H103V191H98ZM113 192V191H112ZM121 192V191H120ZM128 192V193H129ZM141 191H139V193H140ZM221 192H222V190H221ZM225 192V191H224ZM231 193H232V191H230ZM236 192H240L239 190L237 191V186H236ZM236 192H234V193H236ZM243 192V191H242ZM261 192V193H260ZM23 193V192H22ZM78 193V192H77ZM83 193V192H82ZM89 193V191L87 192V194ZM99 193V194H100ZM106 193V192H105ZM107 193H108V191H107ZM111 193V192H110ZM127 193V194H128ZM141 193V194H142ZM168 193H170L169 192V190H168ZM220 193V192H219ZM226 193V192H225ZM229 192H227V194H228ZM241 193V192H240ZM248 193V192H247ZM254 193V194H255ZM264 193V192H263ZM32 194V193H31ZM31 194H29L30 196H32ZM76 194V193H75ZM93 194V193H92ZM96 194V193H95ZM103 194V193H102ZM109 194V193H108ZM115 194H116V192H115ZM125 195H126V193H124ZM151 194H152V192H151ZM238 194L239 193H237V194H235V196L234 197H236L237 198V196H238ZM253 194V195H254ZM21 195H23V194H21ZM37 195V194H36ZM39 195V194H38ZM55 195H57V194H55ZM60 195V194H59ZM59 195H57V197H55L56 199H59L58 198V196ZM62 195V194H61ZM72 195H74V194H72ZM81 195V194H80ZM89 195V194H88ZM88 195H86V196H88ZM94 195V194H93ZM107 195V194H106ZM111 195V194H110ZM113 195V194H112ZM118 195H120V194H118ZM117 195V196H118ZM139 195V194H138ZM144 195H146L145 193H144ZM155 195V194H154ZM153 195V196H154ZM237 195V196H236ZM241 195V194H240ZM246 195V194H245ZM249 195V194H248ZM252 195V196H253ZM24 196V195H23ZM22 196V197H23ZM29 196V197H30ZM47 196H48V194H47ZM71 196V195H70ZM83 196V195H82ZM90 196V198H91V195H89ZM88 196V197H89ZM97 196V195H96ZM100 196V195H99ZM116 196V198H118ZM122 196V195H121ZM140 196V195H139ZM143 196V195H142ZM227 197V195L225 194L224 195V197ZM255 196V195H254ZM51 197V196H50ZM49 197V198H50ZM53 197V198H54ZM72 197V196H71ZM84 197H85V195H84ZM92 197H94V196H92ZM106 197V196H105ZM105 197H104V202H105ZM113 197H115V196H113ZM130 197V196H129ZM147 197V196H146ZM203 198L202 200V202L201 201H199V198ZM221 197V196H220ZM223 197V198H224ZM232 197H233V195H232ZM233 197V198H234ZM249 197H250V195H249ZM257 197H258V195H256V197H254L255 198V200L257 199ZM261 197V196H260ZM260 197H258V199L260 198ZM38 198V197H37ZM36 198V199H37ZM51 199V200H54L53 202H56V201H61V200H55V198L54 199ZM95 198V197H94ZM94 198H92V201L93 200H96V199H94ZM110 198V197H109ZM131 198V197H130ZM141 198V197H140ZM156 198V197H155ZM239 198V197H238ZM247 198V197H246ZM250 198H252V197H250ZM264 198V197H263ZM29 199V198H28ZM31 199V198H30ZM42 199V198H41ZM41 199H39V200H41ZM88 199V198H87ZM107 199V198H106ZM226 199V198H225ZM229 199V198H228ZM228 199H226V200H224L225 202H228V203H230V201H228ZM235 199V198H234ZM243 199V198H242ZM253 199V198H252ZM22 200L24 201V199L22 198ZM46 200V201H45ZM45 200H43L44 201V203L43 204H40L41 206H39L38 205V207H40V209L38 210V212L37 213H39L38 215V217H40V219H38L37 221H42L43 219V217H46L47 215L45 214V213H48V215L50 214L49 212H51V211H49L48 209V211L47 212H44V211H46V210H43V205L46 203V202H48L47 200H48V198L47 199H45ZM96 200V201H97ZM110 200V199H109ZM130 200V199H129ZM142 200V199H141ZM237 201H239L240 203H241V201L239 200V199H236ZM236 200H235V202H236ZM32 201V200H31ZM43 201H41V202H43ZM50 201V200H49ZM107 201V200H106ZM111 201V200H110ZM212 201V200H211ZM247 201V200H246ZM252 201H254V200H252ZM258 201V200H257ZM22 202V201H21ZM37 202V201H36ZM40 202V203H41ZM130 202V201H129ZM129 202L128 203H125V204H129ZM170 202V201H169ZM224 202V203H225ZM233 204H236V203H234L233 201H231ZM243 202H244V200H243ZM259 202H260V199H259ZM258 202V203H259ZM61 203V202H60ZM60 203H59V205H60ZM78 203H80V204H78ZM84 203H87V204H84ZM101 203V204H100ZM227 203V204H228ZM238 203V202H237ZM245 203V202H244ZM248 203H250V201L248 202ZM248 203H246V204H248ZM258 203H256V201H254L251 205H253L252 206V209L254 210L255 209V207L254 206H257V204ZM47 204V203H46ZM45 204V205H46ZM66 204V203H65ZM72 204H74L73 205V207H77L78 208V205L80 206L81 204H82V206H80L79 207V210H77V212H78V214H77V212H76V217L73 219V217H72V219H71V213H73V214H75L74 213V208L73 209H71V207H72ZM75 204H77V206H75ZM84 204V205H83ZM198 204V205H197ZM220 204V203H219ZM226 204V203H225ZM239 204V203H238ZM243 204V203H242ZM245 204V205H246ZM261 204V203H260ZM263 204V203H262ZM28 205V206H27ZM90 205V204H89ZM223 205V204H222ZM230 205V204H229ZM232 205V204H231ZM237 205V204H236ZM239 205H241V204H239ZM238 205V206H239ZM244 205V204H243ZM22 206H23V204H22ZM62 206V205H61ZM142 206V207H141ZM168 206V205H167ZM195 206H196V208H195ZM216 205H214L213 206V208L215 207ZM224 207H225V205H223ZM227 206V205H226ZM242 206V205H241ZM24 207V206H23ZM90 207V206H89ZM170 207V206H169ZM229 207V206H228ZM228 207H226L225 209H228ZM237 207V206H236ZM246 207H247V205H246ZM249 207V206H248ZM247 207V208H248ZM25 208V207H24ZM46 208V207H45ZM221 208V207H220ZM230 208V207H229ZM245 208V207H244ZM158 209V207L156 208V210ZM168 209V208H167ZM166 209V210H167ZM215 209V208H214ZM213 209V210H214ZM231 209V208H230ZM236 209V208H235ZM234 209V210H235ZM237 209H239V207H237ZM236 209V210H237ZM242 208L240 207V209H239V212H240V210H241ZM251 209V208H250ZM36 210V209H35ZM72 210H73V212H72ZM229 210V209H228ZM244 210V209H243ZM249 210V209H248ZM252 210V211H253ZM256 210V209H255ZM254 210V211H255ZM258 210V209H257ZM40 211V212H39ZM231 211V210H230ZM245 211H247V210H245ZM251 210L249 211V212H252ZM32 211H30V213H31ZM60 212H63V211H60ZM60 212H58V213H60ZM101 212V213H102ZM172 212V211H171ZM229 212V211H228ZM232 212H233V208H232ZM232 212H231V214H232ZM248 212V211H247ZM248 212V213H249ZM52 213V212H51ZM100 213V214H101ZM230 213V212H229ZM236 213H238V212H236ZM245 212L243 211V213L241 212V214H242V216H243V214H244ZM254 213V212H253ZM27 214V215H26ZM53 214V213H52ZM98 214V213H97ZM114 214V215H113ZM221 214V213H220ZM227 214V213H226ZM235 214V213H234ZM252 214V213H251ZM250 214V215H251ZM255 214V213H254ZM259 214H260V211H259ZM262 214V213H261ZM32 215V214H31ZM36 215V214H35ZM240 215V214H239ZM51 216V215H50ZM53 216H54V214H53ZM52 216V217H53ZM61 214L60 215H58V219L56 220V221H53V223H50L49 222V224L52 226L53 224H54V222H57V223H55V224H58L59 225V227H60V219H61ZM146 216H150V217H148V218H146ZM157 216V215H156ZM159 216V215H158ZM171 216H172V214H171ZM220 216V215H219ZM236 216H238V215H236ZM245 216V215H244ZM243 216V217H244ZM246 216H248V215H246ZM260 216V215H259ZM23 217V218H22ZM25 217V218H24ZM216 217V216H215ZM217 217H218V215H217ZM228 217H229V214H228ZM231 217V216H230ZM241 217V216H240ZM239 217V218H240ZM250 217V216H249ZM254 217V216H253ZM50 217H48L47 216V219H45L44 218V220L43 221H46L47 220V224H48V221L50 220L49 219ZM213 218V219H212ZM219 218H221V216L219 217ZM236 218V217H235ZM234 218V219H235ZM247 218V217H246ZM258 218V217H257ZM256 218V219H257ZM29 219V218H28ZM30 219H31V217H30ZM49 219V220H48ZM226 219V218H225ZM232 219V218H231ZM234 219H233V221H234ZM248 219V218H247ZM253 219V218H252ZM251 219V220H252ZM260 219H262V217H260ZM221 220V219H220ZM222 220H223V218H222ZM227 220H229V219H227ZM29 223H28V222ZM51 221V220H50ZM51 221V222H52ZM63 221V220H62ZM219 221V220H218ZM226 221V220H225ZM224 221V222H225ZM231 221V220H230ZM233 221H231L232 223H233ZM240 221V220H239ZM242 221V220H241ZM241 221H240V224H241ZM246 221V220H245ZM252 221H254V220H252ZM258 221L259 220H257V222L256 223H258ZM25 222V223H24ZM34 222V221H33ZM230 222V223H231ZM235 222V221H234ZM247 222V221H246ZM245 222V223H246ZM32 223V222H31ZM66 223V222H65ZM114 223H116V225L114 226ZM230 223H227V224H229L228 226H229V228L231 227L230 226ZM243 223V222H242ZM249 223V222H248ZM252 223V222H251ZM251 223L250 224H248V226L249 225H251ZM256 223H255V225H256ZM26 224V225H27ZM34 224V223H33ZM44 224H45V222H44ZM46 224V225H47ZM54 224V225H55ZM218 225H219V223H217ZM237 224H238V222H237ZM236 224V225H237ZM253 224V223H252ZM259 224V223H258ZM46 225H43L42 224V222H41V224L39 225V229H40V238H42V240H40V243H44V242H46L47 240H46V234H47V230L49 229V228H47L46 229V227H48V226H46ZM50 225H49V227H50ZM246 225V224H245ZM221 226V225H220ZM234 226H235V223H234ZM238 226H240V225H237V227ZM22 227V228H21ZM25 227V229H23ZM29 228H30V226H28ZM62 227V226H61ZM227 227V226H226ZM236 227V228H237ZM244 227V226H243ZM28 228V229H29ZM56 229H57V225H56V227H55ZM218 228H220L219 226H218ZM229 228L227 229V230H229ZM234 228V230H235V227H233ZM233 228H232V230H233ZM242 228V227H241ZM241 228H239V229H241ZM257 228V227H256ZM24 230V231H22L21 232V230ZM35 229V228H34ZM55 229V230H56ZM60 229L61 228H58V230L60 231ZM243 229V228H242ZM261 229V228H260ZM51 230H53V227L51 228ZM231 230V229H230ZM255 230V229H254ZM35 231V230H34ZM49 231H50V229H49ZM218 231H219V229H218ZM225 231V230H224ZM240 231V230H239ZM27 232V231H26ZM57 232V231H56ZM55 232V233H56ZM220 232V231H219ZM221 232H222V228H221ZM220 232V233H221ZM228 232H230V231H228ZM235 232V231H234ZM242 232V231H241ZM240 232V233H241ZM32 233H33V231H32ZM226 233V232H225ZM240 233H238V234H240ZM25 234V233H24ZM49 234V233H48ZM56 234H58V233H56ZM73 234H75L74 235V237H76L75 238V241L72 239V238H74V237H72L73 236ZM222 234V233H221ZM224 234V233H223ZM227 234V233H226ZM236 234H237V231H236ZM242 234V233H241ZM34 235V234H33ZM228 235V234H227ZM243 235V234H242ZM262 235V234H261ZM238 236V235H237ZM241 236V235H240ZM48 237H49V235H48ZM55 237H56V235H55ZM55 237H54V240H55ZM59 237H60V235H59ZM223 237V236H222ZM228 237V236H227ZM230 237V239L232 238V234H231V236H229ZM229 237H228V239H229ZM235 237V236H234ZM233 237V238H234ZM34 238V237H33ZM241 238V237H240ZM48 239V238H47ZM235 239V241L237 242V239H239V238H234ZM244 239V240H243ZM221 240H223V239H221ZM53 241V240H52ZM56 241V240H55ZM224 241V240H223ZM232 241V240H231ZM235 241H233V242H235ZM239 241V240H238ZM13 243V244H12ZM53 243V242H52ZM51 243V244H52ZM36 244V243H35ZM34 245V244H33ZM232 245V244H231ZM52 246V245H51ZM30 247H31V251L34 249V247L32 246V244L30 245ZM33 247V248H32ZM59 247V246H58ZM62 247V246H61ZM21 248V249H20ZM43 248H46V251H45V253H44V259L46 258V257H54L53 255H52V252L50 251V249H48V247H43ZM20 249V250H19ZM41 249V248H40ZM17 250H19L20 251V257L21 258H18L19 257V255H18V253H17ZM38 250V249H37ZM15 252V253H14ZM59 252V251H58ZM15 254H16V256H15ZM30 254H31V252H30ZM58 254H60V253H58ZM61 255V254H60ZM59 256V255H58ZM58 256H56V257H58ZM62 256V255H61ZM61 256H59V259H57L58 261H59V263H60V261L62 260L61 259ZM7 258V259H6ZM55 258V257H54ZM43 258H41V260H42ZM41 260H39V261H41ZM47 261V260H46ZM66 261V262H67ZM32 262V263H31ZM43 264V260H42V262H40V264ZM44 263H45V261H44ZM54 263H56L55 261H53V264ZM35 264H39V262L38 263H35ZM45 264H47V263H45Z\"/></svg>",
  "mask_w": 264,
  "mask_h": 264
},
{
  "label": "water",
  "instance_id": "95a60500",
  "mask_svg": "<svg viewBox=\"0 0 264 264\" xmlns=\"http://www.w3.org/2000/svg\"><path fill=\"white\" fill-rule=\"evenodd\" d=\"M5 38V35L4 34H0V40L4 39ZM4 53V49L2 46H0V113L2 112V96H1V93H2V82H3V63H4V58L2 57V54ZM107 97V93L104 91L102 93V98L105 99ZM64 233V232H63ZM65 247L63 248V264H65V257H66V253H65ZM7 259V258H6ZM5 263V259L0 251V264H4Z\"/></svg>",
  "mask_w": 264,
  "mask_h": 264
}]
</instances>
